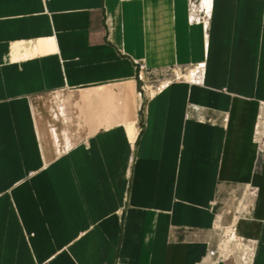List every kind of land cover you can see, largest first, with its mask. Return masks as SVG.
<instances>
[{"label":"crops","instance_id":"obj_1","mask_svg":"<svg viewBox=\"0 0 264 264\" xmlns=\"http://www.w3.org/2000/svg\"><path fill=\"white\" fill-rule=\"evenodd\" d=\"M172 71L141 106V83ZM122 84L134 123L93 119L90 97L85 123L60 115ZM256 134L264 0H0V264H228L209 252L237 198L264 264Z\"/></svg>","mask_w":264,"mask_h":264},{"label":"rangeland","instance_id":"obj_2","mask_svg":"<svg viewBox=\"0 0 264 264\" xmlns=\"http://www.w3.org/2000/svg\"><path fill=\"white\" fill-rule=\"evenodd\" d=\"M187 73V70H179L177 71V75L181 76V75H185ZM174 76L173 71L172 72H168L165 75H157V76H152L150 78H147L144 83H141V88H143V86L146 85V87H144V90L141 89V106L143 104V102L145 101V98L148 97L149 95H151V93L160 85H162L166 80H168V78H172ZM62 104L60 106V115H62L61 111H62ZM63 116V115H62ZM64 118V117H63ZM65 120V118H64ZM66 121V120H65ZM83 121V120H82ZM66 123H68L66 121ZM53 129V128H51ZM91 129V128H90ZM93 129H91L92 131ZM94 132V130L92 131ZM259 132V131H258ZM65 135L70 134V132L66 129L64 132ZM258 147V151H262L264 146L263 145H259V143L257 144ZM242 199H234L232 200V202L229 203V206L231 207L230 209L232 210L231 215H229L230 211L229 208H227L225 210L226 215H229V219H222L219 222L216 223V225L214 226L213 229V234H214V238H215V242H216V249H218V251L216 252V250H212L209 252V254L211 255V253H213V256L218 257L219 254H216L218 252H220V259L227 261L228 264H249L250 262V258H251V253H252V244L250 241L241 239L239 237H237V234L235 233V227H236V221L237 219L234 220V217L239 216L238 213L234 214V210L241 207V203ZM243 208L245 207L244 205H242ZM248 209V208H244ZM234 220V222H232ZM233 233V235H232Z\"/></svg>","mask_w":264,"mask_h":264},{"label":"bare ground","instance_id":"obj_3","mask_svg":"<svg viewBox=\"0 0 264 264\" xmlns=\"http://www.w3.org/2000/svg\"><path fill=\"white\" fill-rule=\"evenodd\" d=\"M125 87H126L125 84L120 85L119 86L120 90H119L117 95H115L113 97L108 96L109 102L111 103L110 106L106 105V103H105L106 101L104 99L103 93L100 92L99 90L98 91L97 90H82V91H78V92H72L67 97V99L64 98L61 100L62 106H63L61 113H62L63 117L65 118V120L68 123H71L72 125L75 122L77 123L79 121V119H81V121L83 120L85 123V120H84L85 111L84 110H86V109L83 107L81 108L79 105L80 104L79 102H80V100L83 101L84 97H86V98L90 97V101H89L90 103L89 104L93 107V114H92L93 119L97 118L101 122L104 115H105V109L107 107H109V108L111 107V108L115 109V112H117V114L111 115L115 122H118L119 124L134 123V110H133L134 98L132 100V96L130 97V94L128 95L127 88H125ZM77 109L79 110V112L74 113ZM88 121H90V120H88ZM88 121H87V125H88V123L91 122V121L90 122H88ZM37 122H38V129L40 131V135L45 142V148L47 150V153H49L48 144H47L45 139H46L47 135H53V130L48 128L47 126H43L40 118H37ZM91 124H92V122H91ZM98 125L96 126V124L94 123V124H92V126L90 128L93 129L94 131H96L98 128ZM48 155H51V154H48ZM232 235H233V233H232Z\"/></svg>","mask_w":264,"mask_h":264},{"label":"built area","instance_id":"obj_4","mask_svg":"<svg viewBox=\"0 0 264 264\" xmlns=\"http://www.w3.org/2000/svg\"><path fill=\"white\" fill-rule=\"evenodd\" d=\"M139 69H140V71H144V72L146 71V70L144 69L143 66H140ZM147 74H148V73H147ZM256 139H257L259 145L261 144V145L264 146V142H263V140H262V138H261V135H257V134H256ZM211 255L213 256L214 254L211 253Z\"/></svg>","mask_w":264,"mask_h":264}]
</instances>
